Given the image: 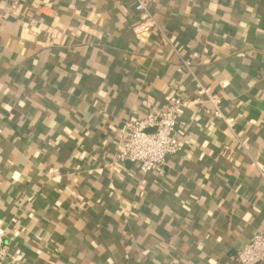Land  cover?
<instances>
[{
  "label": "crops",
  "instance_id": "1",
  "mask_svg": "<svg viewBox=\"0 0 264 264\" xmlns=\"http://www.w3.org/2000/svg\"><path fill=\"white\" fill-rule=\"evenodd\" d=\"M0 0V233L5 264H237L264 232V0ZM189 60L184 70L179 58ZM179 152L116 164L124 121L197 83ZM264 264V262L262 263Z\"/></svg>",
  "mask_w": 264,
  "mask_h": 264
},
{
  "label": "built area",
  "instance_id": "2",
  "mask_svg": "<svg viewBox=\"0 0 264 264\" xmlns=\"http://www.w3.org/2000/svg\"><path fill=\"white\" fill-rule=\"evenodd\" d=\"M134 11L140 14V22L135 28L138 38L148 39L151 33H157L165 46H171L162 33L158 23L152 17L149 6L156 0H132ZM13 5L17 0H13ZM7 18L0 13V29L2 22ZM184 70L190 71V61L179 58ZM196 97L193 101L187 100L181 94L175 95L160 112H150L142 119H129L123 122L118 129V145L115 154L116 164L129 162L138 168L141 175L154 170H162L166 159L179 152L180 143L176 132V117L180 110L192 106L208 104L211 114L224 121L230 128L233 120L225 117L221 112V100L211 93V90L198 81ZM10 258V249L0 233V264H5ZM237 264H262L264 262V232L255 233L247 244L236 253Z\"/></svg>",
  "mask_w": 264,
  "mask_h": 264
}]
</instances>
